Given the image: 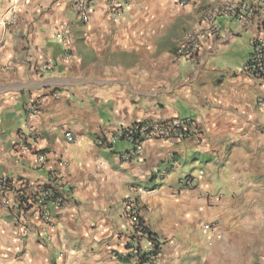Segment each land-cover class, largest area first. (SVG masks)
<instances>
[{
    "label": "crops",
    "instance_id": "obj_1",
    "mask_svg": "<svg viewBox=\"0 0 264 264\" xmlns=\"http://www.w3.org/2000/svg\"><path fill=\"white\" fill-rule=\"evenodd\" d=\"M76 1L0 0V176L10 197L44 187L67 200L50 225L0 208V264H127L115 255L135 234L131 204L166 241L155 264H264V84L243 70L264 0H117V17L110 0H87V23ZM231 4L245 19L217 16L185 57L205 14ZM173 119L198 134L120 160L134 147L119 130Z\"/></svg>",
    "mask_w": 264,
    "mask_h": 264
},
{
    "label": "built area",
    "instance_id": "obj_2",
    "mask_svg": "<svg viewBox=\"0 0 264 264\" xmlns=\"http://www.w3.org/2000/svg\"><path fill=\"white\" fill-rule=\"evenodd\" d=\"M111 7L114 10L116 17L119 16V10L121 5L117 0H110ZM20 0H14L13 5H17ZM189 0H178L180 6H185ZM90 3L87 0H77L74 4V11L77 18L83 22L87 23L89 21L90 15ZM219 15L234 16L240 20H244L246 14L245 9H242V6H237L234 4L227 5L222 9H215L205 14L204 22L206 23V28L204 33H195L187 36L185 42L180 46V51L185 57L192 58L197 53L198 49V38L201 36H212L215 35L218 31L216 24V17ZM264 30V28H263ZM264 32V31H263ZM252 79L255 81L264 84V37L257 38L252 44V53L250 58L246 62L243 68ZM257 106L260 110H264V98H260L257 101ZM27 112L31 116L38 114V107L35 104H30L26 108ZM198 134V126L195 120L193 119H173L160 124H149V123H136L127 128L119 130L115 137L123 138L128 141L134 149L129 152L122 154L120 160L122 162H129L131 160L141 159L143 157V152L141 150L142 145L148 141H161V142H170L172 140H182ZM68 141H72L70 135H66ZM107 142L106 138H101L98 141L99 146H103ZM44 158L41 156L38 158V162L42 163ZM182 185L189 188L193 180L189 177L184 178L181 181ZM10 189V180L7 177L0 176V208L8 212L13 211H22L33 213V217L39 223L45 225H50L51 218L49 214V207H56L64 209L67 206V200L64 196H60L52 192L47 188H38L33 194L32 198L26 197L23 194L25 189H20L14 194L13 197L9 195ZM127 216L130 220V225L137 234L141 236L140 228L138 227V215L136 214V208L133 204L130 205V209L127 213ZM160 243H163V239H159ZM151 245L145 246V252L151 250ZM134 249L125 250L124 253H121V256H125L129 253H134ZM130 261L135 264L138 259L133 257ZM153 263L154 260L152 261ZM148 264V263H146Z\"/></svg>",
    "mask_w": 264,
    "mask_h": 264
},
{
    "label": "trees",
    "instance_id": "obj_3",
    "mask_svg": "<svg viewBox=\"0 0 264 264\" xmlns=\"http://www.w3.org/2000/svg\"><path fill=\"white\" fill-rule=\"evenodd\" d=\"M136 214L138 215L137 219H138V227L140 228V234L141 236H135V234L133 236L130 237V243L126 245V250L128 249H132V245L135 244V248H133L134 253H129L125 256H120V255H115L117 257V261L121 262V263H130V260L133 257H137L138 261L135 264H155L152 261L154 260V262L157 261L159 255H160V251L162 248L163 243H160L159 238L154 235L153 233H151L147 227L144 225L141 217L139 216V213L136 209ZM139 239L141 240H145V244L146 245H151V250L149 252H145L144 249L141 248L140 246V241H138Z\"/></svg>",
    "mask_w": 264,
    "mask_h": 264
},
{
    "label": "rangeland",
    "instance_id": "obj_4",
    "mask_svg": "<svg viewBox=\"0 0 264 264\" xmlns=\"http://www.w3.org/2000/svg\"><path fill=\"white\" fill-rule=\"evenodd\" d=\"M158 238H159V237H158ZM159 239H160V238H159ZM163 240H164V242H163V245H164V244H166V241H165V239H163Z\"/></svg>",
    "mask_w": 264,
    "mask_h": 264
}]
</instances>
